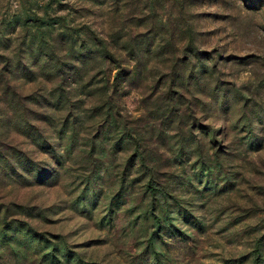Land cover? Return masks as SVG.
<instances>
[{
	"label": "rangeland",
	"instance_id": "rangeland-1",
	"mask_svg": "<svg viewBox=\"0 0 264 264\" xmlns=\"http://www.w3.org/2000/svg\"><path fill=\"white\" fill-rule=\"evenodd\" d=\"M0 264H264V0H0Z\"/></svg>",
	"mask_w": 264,
	"mask_h": 264
},
{
	"label": "trees",
	"instance_id": "trees-1",
	"mask_svg": "<svg viewBox=\"0 0 264 264\" xmlns=\"http://www.w3.org/2000/svg\"><path fill=\"white\" fill-rule=\"evenodd\" d=\"M92 59H94V58H92ZM120 81V76H117V78L115 79V85H114V93L116 94L117 93V88H118V82ZM89 97L91 98V100L92 101H94L95 102V104L96 103H98L96 100H97V98H96V95H94V94H92V95H89ZM109 99H111V98H109ZM100 103V102H99ZM98 103V105L100 106V107H102V109H107V110H112L111 108H110V104H111V102H107V103H105V104H102V106L100 105ZM109 112H111V111H109ZM152 192V191H151Z\"/></svg>",
	"mask_w": 264,
	"mask_h": 264
}]
</instances>
